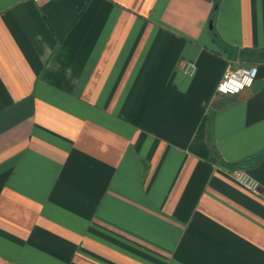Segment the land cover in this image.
Returning <instances> with one entry per match:
<instances>
[{
	"label": "crops",
	"instance_id": "crops-1",
	"mask_svg": "<svg viewBox=\"0 0 264 264\" xmlns=\"http://www.w3.org/2000/svg\"><path fill=\"white\" fill-rule=\"evenodd\" d=\"M215 2L0 0V264H264V0Z\"/></svg>",
	"mask_w": 264,
	"mask_h": 264
},
{
	"label": "built area",
	"instance_id": "built-area-1",
	"mask_svg": "<svg viewBox=\"0 0 264 264\" xmlns=\"http://www.w3.org/2000/svg\"><path fill=\"white\" fill-rule=\"evenodd\" d=\"M38 2L41 0H31ZM181 71L186 75H193L196 71V64L191 60H181L179 62ZM258 75V66L251 64L247 66H236L228 64L224 70L223 76L217 84L216 91L222 95H235L242 90L253 85ZM230 177L240 186L248 191L261 195L259 183L251 177L246 171L233 170L229 172Z\"/></svg>",
	"mask_w": 264,
	"mask_h": 264
},
{
	"label": "trees",
	"instance_id": "trees-1",
	"mask_svg": "<svg viewBox=\"0 0 264 264\" xmlns=\"http://www.w3.org/2000/svg\"><path fill=\"white\" fill-rule=\"evenodd\" d=\"M218 5V0L215 2V7ZM214 19V11L213 14L211 15V20ZM214 34V32H213ZM190 149L198 154L201 155L205 158H208L210 156V152L208 149V146L205 142V134H204V122H202L196 131V134L193 138L192 143L190 144ZM211 158V157H210Z\"/></svg>",
	"mask_w": 264,
	"mask_h": 264
},
{
	"label": "water",
	"instance_id": "water-1",
	"mask_svg": "<svg viewBox=\"0 0 264 264\" xmlns=\"http://www.w3.org/2000/svg\"><path fill=\"white\" fill-rule=\"evenodd\" d=\"M212 26V24L210 23V27Z\"/></svg>",
	"mask_w": 264,
	"mask_h": 264
}]
</instances>
